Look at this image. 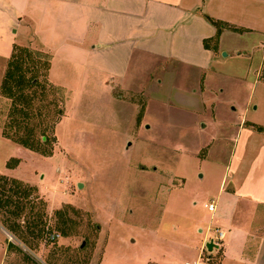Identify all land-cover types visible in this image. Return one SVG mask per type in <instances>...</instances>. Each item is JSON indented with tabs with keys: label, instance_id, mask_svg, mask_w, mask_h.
<instances>
[{
	"label": "rangeland",
	"instance_id": "1",
	"mask_svg": "<svg viewBox=\"0 0 264 264\" xmlns=\"http://www.w3.org/2000/svg\"><path fill=\"white\" fill-rule=\"evenodd\" d=\"M26 1L0 0V83L14 45L30 48L49 61L54 89L48 84L36 94L33 122L40 112L47 128L57 109L62 115L53 129H36L37 138L47 133L42 148L51 154L31 152L4 139L15 129H7L11 100L0 96V174L33 190L30 199L55 238L39 243L36 255L14 238L8 243L37 264H259L251 255L224 259L222 248L206 244L216 237L214 217L240 218L245 204L230 190L243 186L264 143V23L247 21L258 30L225 23L249 36L242 40L247 50L256 44L228 60L233 75L185 84L183 71L163 63L118 84L72 50L80 39L64 30L52 36L50 0ZM60 1L62 23L71 5L77 20L90 19L92 0ZM37 21L54 52L40 44ZM212 198L213 218L205 207ZM57 211L72 221L67 237L54 229ZM3 263L30 264L14 249Z\"/></svg>",
	"mask_w": 264,
	"mask_h": 264
},
{
	"label": "crops",
	"instance_id": "2",
	"mask_svg": "<svg viewBox=\"0 0 264 264\" xmlns=\"http://www.w3.org/2000/svg\"><path fill=\"white\" fill-rule=\"evenodd\" d=\"M61 3L50 0L52 18L57 22L54 29H49L50 33L55 31L58 32L56 36H60L64 30L70 37L80 39L72 50L85 56L91 67L114 75L118 84L133 79L134 70H152L163 63L167 64L166 70L183 71L180 78L185 84L189 81L199 83L202 76L211 82L227 73L233 75L228 60L244 58L242 53L253 50L256 44L247 50L242 42L249 37L246 33L223 29L216 48H205L204 40L216 34V28L207 18L238 29H261L246 24L247 21L264 23V0H92L87 8L90 19L77 20V10L71 5L68 8L71 16L65 23L61 19L66 15L59 16ZM34 27L39 33L40 44L54 52L52 45L40 34L38 21ZM221 53L226 56L222 57ZM176 79L177 85L181 84L178 75ZM252 165L243 186L230 190L234 198L245 204L238 221L234 216H213L217 210L216 198V210L211 214L216 220L215 228L224 233L218 246L222 248L224 259L231 257L243 261L252 257L253 261L264 264V143ZM249 213L251 216L245 219ZM9 240L3 242L0 238V264H4Z\"/></svg>",
	"mask_w": 264,
	"mask_h": 264
},
{
	"label": "trees",
	"instance_id": "3",
	"mask_svg": "<svg viewBox=\"0 0 264 264\" xmlns=\"http://www.w3.org/2000/svg\"><path fill=\"white\" fill-rule=\"evenodd\" d=\"M207 19L216 28L215 36L204 40V47L209 49V41H213L216 46L220 33L226 24ZM39 56L38 53L28 47L14 45L0 83V96L11 100L7 129H15L12 136L7 134L4 139L10 140L31 152L47 156L51 154V150L46 151L42 148L47 143V133L44 130L37 138L36 129H53L62 114L61 109H57L54 115L56 117H53V119L55 118L54 121L47 128L43 127L44 121L41 120L40 112L38 113L40 117L38 124L33 122L36 119L35 114H33L36 94L44 92L50 84L47 81L49 61H40ZM49 87L54 90L51 84ZM32 193L33 190L20 181L0 174V226L17 240L26 251L34 254L39 243L49 241L52 235L51 228L46 226L43 212L37 210L36 204L30 199ZM56 216L58 221L54 229L64 237L69 236L72 221L67 217V212L57 211ZM22 217L23 221L20 222ZM8 249L20 252L28 263L37 264L30 255L24 253L17 245L9 243Z\"/></svg>",
	"mask_w": 264,
	"mask_h": 264
},
{
	"label": "built area",
	"instance_id": "4",
	"mask_svg": "<svg viewBox=\"0 0 264 264\" xmlns=\"http://www.w3.org/2000/svg\"><path fill=\"white\" fill-rule=\"evenodd\" d=\"M206 209L208 212L213 213L216 210V200L215 199H210L208 201V203L205 205ZM216 233V237L214 239H211V241L217 245V247L219 246V242L223 240L224 238V233L218 229L215 230ZM55 238L54 235L51 236V239L53 240ZM189 264V263H186Z\"/></svg>",
	"mask_w": 264,
	"mask_h": 264
},
{
	"label": "water",
	"instance_id": "5",
	"mask_svg": "<svg viewBox=\"0 0 264 264\" xmlns=\"http://www.w3.org/2000/svg\"><path fill=\"white\" fill-rule=\"evenodd\" d=\"M222 55L223 56H226V54L225 53H222ZM81 185L79 184V187H80ZM10 239H12L11 237H10ZM84 246V243L81 245V247H83ZM217 247V245H215L212 241H209L207 244H206V248L208 249V251H211L213 248H216Z\"/></svg>",
	"mask_w": 264,
	"mask_h": 264
}]
</instances>
